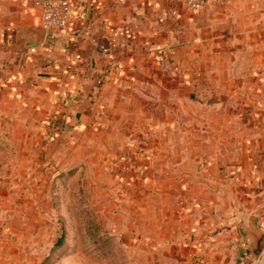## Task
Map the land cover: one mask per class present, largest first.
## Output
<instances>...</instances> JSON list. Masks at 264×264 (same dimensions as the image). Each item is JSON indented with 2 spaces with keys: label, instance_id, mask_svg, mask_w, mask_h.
I'll list each match as a JSON object with an SVG mask.
<instances>
[{
  "label": "crops",
  "instance_id": "1",
  "mask_svg": "<svg viewBox=\"0 0 264 264\" xmlns=\"http://www.w3.org/2000/svg\"><path fill=\"white\" fill-rule=\"evenodd\" d=\"M47 1L0 0V157L21 158L4 181L34 191L15 217L35 222L0 231V264L54 263L58 241L47 249L38 228L53 135L79 152L93 139L101 181L138 154L127 205L140 226L114 233L134 241L125 264L250 262L243 231H264V0H68L69 29L44 34Z\"/></svg>",
  "mask_w": 264,
  "mask_h": 264
},
{
  "label": "rangeland",
  "instance_id": "2",
  "mask_svg": "<svg viewBox=\"0 0 264 264\" xmlns=\"http://www.w3.org/2000/svg\"><path fill=\"white\" fill-rule=\"evenodd\" d=\"M45 143L52 146L51 151L40 157L38 162L47 170L50 180L47 187L39 190L42 191V203L38 205V213L45 216L38 221V228L48 230L47 237L41 234V238L48 240L47 249L51 243L60 242L55 244L53 253L48 257L49 262L125 264L127 254L124 245L134 241L114 233L116 228L140 226V220H129L133 211L127 205V198L132 194L136 181L138 154L119 156L117 172L108 171L101 181L93 139L83 152L78 151L76 142L67 143L61 135L53 140L47 136ZM20 159L0 157V231L29 228L30 223L35 224L15 217L28 216L27 213L34 211L29 204L34 191L26 187L9 188L4 181L14 176L13 172H5V168L8 169L5 165L16 160L19 164ZM45 195L48 197L47 204ZM59 245H62L61 251L57 249Z\"/></svg>",
  "mask_w": 264,
  "mask_h": 264
},
{
  "label": "built area",
  "instance_id": "3",
  "mask_svg": "<svg viewBox=\"0 0 264 264\" xmlns=\"http://www.w3.org/2000/svg\"><path fill=\"white\" fill-rule=\"evenodd\" d=\"M189 11L198 12L207 7V0H178ZM172 14L178 16L179 12L173 10ZM42 25L46 31H67L69 29L71 20V5L68 0H49L47 1L42 10ZM126 34H130L127 30ZM54 135L50 139H54ZM245 264H264L260 260H251Z\"/></svg>",
  "mask_w": 264,
  "mask_h": 264
},
{
  "label": "water",
  "instance_id": "4",
  "mask_svg": "<svg viewBox=\"0 0 264 264\" xmlns=\"http://www.w3.org/2000/svg\"><path fill=\"white\" fill-rule=\"evenodd\" d=\"M38 30H42L44 34L46 33L44 28H38ZM243 235L249 240L247 257L250 260H258L264 252V231L260 230L252 223L248 229L243 231Z\"/></svg>",
  "mask_w": 264,
  "mask_h": 264
},
{
  "label": "trees",
  "instance_id": "5",
  "mask_svg": "<svg viewBox=\"0 0 264 264\" xmlns=\"http://www.w3.org/2000/svg\"><path fill=\"white\" fill-rule=\"evenodd\" d=\"M57 244H60V242H57L56 245H57ZM57 249H58L59 251H61V250L63 249V248H62V245H61V246L59 245V246L57 247ZM60 249H61V250H60Z\"/></svg>",
  "mask_w": 264,
  "mask_h": 264
}]
</instances>
